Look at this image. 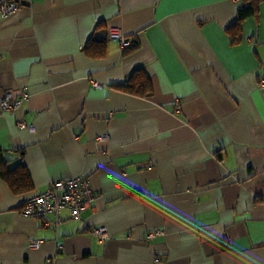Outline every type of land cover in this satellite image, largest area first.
<instances>
[{
  "label": "crops",
  "instance_id": "crops-1",
  "mask_svg": "<svg viewBox=\"0 0 264 264\" xmlns=\"http://www.w3.org/2000/svg\"><path fill=\"white\" fill-rule=\"evenodd\" d=\"M238 7L26 0L0 17V101L26 93L17 111L0 108V152L32 184L14 194L0 178V264H264V0L231 45ZM92 37L107 39L103 58L86 56ZM139 69L151 95L116 88ZM75 176L94 196L80 219L20 214Z\"/></svg>",
  "mask_w": 264,
  "mask_h": 264
},
{
  "label": "built area",
  "instance_id": "built-area-1",
  "mask_svg": "<svg viewBox=\"0 0 264 264\" xmlns=\"http://www.w3.org/2000/svg\"><path fill=\"white\" fill-rule=\"evenodd\" d=\"M232 1L236 4L240 2V0ZM25 2L26 0H0V17L5 18L14 14ZM109 38L118 41L123 48L130 45V42L116 29L110 31ZM258 85L264 88V77L259 79ZM24 100H26L25 91L18 97L5 94L0 101V108L2 111L15 112ZM17 125L20 129L32 130V127L25 122H18ZM93 198V193L84 178L75 176L55 180L50 182L42 193L27 199L22 205L20 214L29 218H41L45 225H49L48 217H52L53 225L57 226L64 220L63 211L68 212L70 219H80V215L91 207ZM159 234L162 232L151 230L148 232V237L153 238ZM93 235L102 243L108 238L107 230L104 227L95 229ZM39 244V241H33L32 247L38 249Z\"/></svg>",
  "mask_w": 264,
  "mask_h": 264
},
{
  "label": "trees",
  "instance_id": "trees-1",
  "mask_svg": "<svg viewBox=\"0 0 264 264\" xmlns=\"http://www.w3.org/2000/svg\"><path fill=\"white\" fill-rule=\"evenodd\" d=\"M261 0H240L237 10V17L235 25L227 31L229 36V43L231 45L238 44L240 38V24L247 18H257L259 12V5ZM106 38H90L84 47V52L87 57L92 59L103 58L106 51ZM134 42L130 47L124 50V53L131 52L135 49ZM118 90L138 97H147L151 95L152 87L148 76L142 69L134 71L126 83L118 85ZM17 157L12 160H16ZM8 161H11L8 160ZM6 160L3 159V154L0 152V178L7 181V184L14 194H23L32 189L29 174L21 163L12 169L5 168Z\"/></svg>",
  "mask_w": 264,
  "mask_h": 264
}]
</instances>
